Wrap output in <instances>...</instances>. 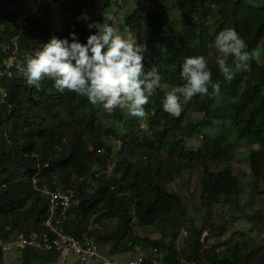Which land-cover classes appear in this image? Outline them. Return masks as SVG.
<instances>
[{
    "label": "trees",
    "instance_id": "16d2710c",
    "mask_svg": "<svg viewBox=\"0 0 264 264\" xmlns=\"http://www.w3.org/2000/svg\"><path fill=\"white\" fill-rule=\"evenodd\" d=\"M48 1L51 6L42 2L28 17L22 33L20 62L10 70L5 68L6 56L1 47L18 33V27L6 24L0 30V87L6 94L0 98L2 244L20 233L42 231L48 205L45 195L33 186L32 179L37 177L39 189H76L78 205L73 204L69 216L74 212L79 220L68 219V232L85 233L94 218L116 222L115 227L98 235L89 232L110 245L113 256L142 249L152 252L145 254L147 261L155 256L163 264H181L182 260L195 264H264V243L251 248L243 240L222 258L216 249H205L207 239L201 230L194 229L184 258L177 249V233L169 242L153 240L137 236L132 226L133 219L141 227L157 226L179 207L182 197L167 186L191 163L205 167L211 162L225 164L218 172L206 169L201 183L205 204L238 195L241 187L230 163L239 144L256 147L249 153L250 175L257 183L264 182V62L250 59L246 69H236L230 59L234 79L229 81L220 73L216 61L208 57L216 35L231 28L245 40L249 54L262 47L264 61V7L247 0H125L138 5L125 22L145 47L146 71L155 66L169 87L182 86L180 73L185 59L203 55L208 59L213 82L220 84V93L212 95L210 87L209 95H197L185 104L179 117L160 107V120L149 117L146 129L133 126L121 139L114 176L110 177L92 171L94 164L105 167L112 158V150L104 146V139L118 136L109 126L107 111L84 96L67 90L59 92L48 78L41 82L39 90L30 87L19 68L26 64L25 54L32 57L53 36L71 42L70 33L75 32L78 40L86 43L95 29H89L88 22L78 18L86 13L92 20L102 22L101 14L112 0ZM56 6L67 15L60 31L54 24ZM218 98H226L227 102L217 104ZM188 111L203 113V119L184 127ZM220 121H230L232 127L213 136L205 135L197 151L189 149L185 139L180 138L179 132L189 135ZM91 145L94 151L90 150ZM99 149L106 152L98 154ZM157 153L179 159V163L164 169ZM55 178L62 185L54 183ZM253 220L258 222L259 234L264 233V209L257 211ZM6 258L0 247V264H8ZM57 260L55 251L26 247L19 262L57 264Z\"/></svg>",
    "mask_w": 264,
    "mask_h": 264
},
{
    "label": "rangeland",
    "instance_id": "374dc122",
    "mask_svg": "<svg viewBox=\"0 0 264 264\" xmlns=\"http://www.w3.org/2000/svg\"><path fill=\"white\" fill-rule=\"evenodd\" d=\"M247 1L256 6L264 7V0ZM42 2H48L47 5L51 6L50 1L48 0H42L41 4ZM137 6L138 5L133 1L112 0L111 5L105 12H111L114 14L116 17V26L123 30L126 27V18L133 14ZM34 10L35 0H0V30H2L6 24L17 26L19 20L26 17L28 14H32ZM53 12L54 24L58 31H60L67 15L59 6H56L53 9ZM177 12V10L176 12L174 11V13ZM214 40L210 47L211 50L208 53V57L212 61H216V56L218 55L214 47ZM255 52L258 53V58L254 60L258 61L260 64L263 63V48L259 47ZM25 55L26 59L31 57L29 53ZM161 76L162 78L164 77L163 75ZM172 89L173 88L169 87L163 82V80H161L160 86L154 90L153 94L149 97L148 104L145 105L146 115L142 119L131 117L126 111H121L120 109H116L112 113L107 112L109 126L111 129H115L118 136H110L104 139V146H108L112 150V158L105 167L94 164L92 167L93 172H97L99 175L105 174L110 177L114 176L115 162L119 157V152L122 146L121 139L135 125H139L144 129L148 128L149 117L160 120L157 108H163L165 96L167 92ZM0 98H2L1 90ZM225 102H227L226 98H218L217 104H224ZM203 116V113L188 111L183 126L185 127L195 121H201ZM230 127H232L230 121H220L214 122L213 126L210 128H199V130L189 135H184L183 132H179V135L180 138L185 139L186 145L189 149L197 151L203 140L201 139V136L204 137L207 134L213 136L216 133L221 132L222 129L224 130L225 128ZM233 139H235V135H233ZM91 147L94 146L91 145ZM254 148L256 147H247L243 144H239V147L235 150L233 160L230 163L234 174L239 179L241 191L238 195L231 196L227 200L220 199L214 204H205V201L202 198L201 184L203 175L207 168L211 171L218 172L225 166V164L211 162L205 167L202 164L191 163L187 169H184L179 175H176L175 179L172 182H169L167 186L170 191L175 192L182 197V203L179 207L167 216L163 222L158 223L157 226L141 227L139 226L138 221L133 219L132 226L134 233L139 237H149L153 240L163 239L167 242L172 240L174 234L177 233L178 238L176 240V245L182 257H184L183 253L187 247V240L193 234L194 229L201 230L203 237L207 239L205 249H216L222 258L228 254L234 244L240 243L243 240H247L250 243L251 248L263 245L264 233L259 234V229L256 226L257 221L253 220V216L257 211L264 209V182L260 181L257 183L250 175L249 153ZM105 152L106 150L103 149L102 154ZM157 155L159 154L157 153ZM158 158L162 161L164 169L170 164L179 163V159L176 161V159L167 155L160 154ZM148 161L149 159L144 160L145 163H148ZM54 183L62 185L57 178H55ZM256 184H258V186H256ZM61 187L62 186H59L58 188ZM78 201L79 199L76 197L73 203L75 205L74 207L78 205ZM69 220H79V217L73 212L69 216ZM116 225L115 221L101 220L100 217L97 219L94 218L85 232L93 231L98 235ZM14 237L15 236H12V238ZM2 243L4 242L0 236V246ZM97 243L102 255L110 258L114 257L109 252L111 248L110 245H106L98 239ZM150 253L152 252H144L142 249H136L131 253L124 254V256H126L128 260H132L137 258L140 254L149 255ZM18 256H20L18 253L9 255L6 258V263L20 264V258ZM118 260L126 262L124 259L122 260V258H119Z\"/></svg>",
    "mask_w": 264,
    "mask_h": 264
},
{
    "label": "clouds",
    "instance_id": "9594fccd",
    "mask_svg": "<svg viewBox=\"0 0 264 264\" xmlns=\"http://www.w3.org/2000/svg\"><path fill=\"white\" fill-rule=\"evenodd\" d=\"M101 15L102 22L92 20L86 13L78 18L88 22L89 29H95L86 43H81L75 32L70 33L71 42L53 36L27 59L19 71L27 85L37 90L48 78L61 93L67 90L86 97L93 105H102L108 113L120 109L131 117L142 119L146 115L145 105L160 86L162 76L155 66L145 71V47L133 36L131 29L125 27L121 30L116 26V17L111 12ZM214 47L218 53L216 64L219 71L229 81L234 79L230 59L236 69H246V62L258 58L257 52L249 54L245 51V40L231 28L216 35ZM19 55L16 64L20 62ZM180 75L184 83L167 92L163 102V110L173 117H179L183 105L193 97L209 95L210 87L212 95L220 93V84L213 82L208 59L203 55L186 58ZM90 150L94 151V147ZM97 153L102 154L103 149Z\"/></svg>",
    "mask_w": 264,
    "mask_h": 264
},
{
    "label": "built area",
    "instance_id": "2783aa9c",
    "mask_svg": "<svg viewBox=\"0 0 264 264\" xmlns=\"http://www.w3.org/2000/svg\"><path fill=\"white\" fill-rule=\"evenodd\" d=\"M41 4L36 0L35 7ZM27 16L19 20V33L8 43L2 46V52L6 56L4 65L6 70L13 68L20 53L22 31L27 27ZM1 90V89H0ZM2 99L6 94L1 90ZM100 152V151H99ZM33 186L45 195L48 205V216L42 224V231L31 230L28 233H20L8 243L0 247L8 257L13 253L21 254L22 249L29 247L39 251H55L58 253L57 264H163L155 256L147 261L145 254L126 262L116 258L102 255L99 251L95 235L85 232L74 235L66 230L69 212L77 196L75 188H38V178L33 177ZM157 253V250L154 251ZM181 264H195L194 262L182 260Z\"/></svg>",
    "mask_w": 264,
    "mask_h": 264
},
{
    "label": "crops",
    "instance_id": "0c3cea01",
    "mask_svg": "<svg viewBox=\"0 0 264 264\" xmlns=\"http://www.w3.org/2000/svg\"><path fill=\"white\" fill-rule=\"evenodd\" d=\"M18 257L20 258V256H18ZM112 258H116V259L122 258V260L124 259V261H125V260H128V259L126 258V256H124V254H122V255H117V256H114V257H112Z\"/></svg>",
    "mask_w": 264,
    "mask_h": 264
}]
</instances>
